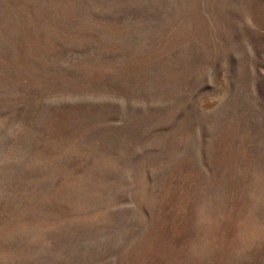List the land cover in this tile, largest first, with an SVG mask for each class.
Listing matches in <instances>:
<instances>
[{"label": "rangeland", "instance_id": "obj_1", "mask_svg": "<svg viewBox=\"0 0 264 264\" xmlns=\"http://www.w3.org/2000/svg\"><path fill=\"white\" fill-rule=\"evenodd\" d=\"M0 264H264V0H0Z\"/></svg>", "mask_w": 264, "mask_h": 264}]
</instances>
